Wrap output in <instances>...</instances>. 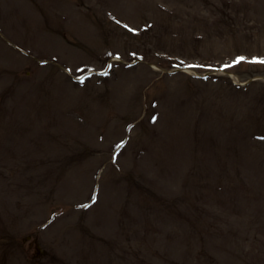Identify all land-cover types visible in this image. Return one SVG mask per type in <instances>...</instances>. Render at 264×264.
Returning <instances> with one entry per match:
<instances>
[{"label": "rangeland", "instance_id": "374dc122", "mask_svg": "<svg viewBox=\"0 0 264 264\" xmlns=\"http://www.w3.org/2000/svg\"><path fill=\"white\" fill-rule=\"evenodd\" d=\"M253 59L264 0H0V264H264Z\"/></svg>", "mask_w": 264, "mask_h": 264}, {"label": "snow or ice", "instance_id": "6c2138e0", "mask_svg": "<svg viewBox=\"0 0 264 264\" xmlns=\"http://www.w3.org/2000/svg\"><path fill=\"white\" fill-rule=\"evenodd\" d=\"M243 60H244L243 57H238V58L233 62L232 65H225L224 68L226 69V68L232 67V66H234L235 64H239V63H241ZM250 63L264 64V60H256V59H253L252 61H250ZM187 67H195V66H193V65H188ZM103 74L106 75L107 73H103ZM81 82H83V81H81ZM262 139H264V138H262ZM93 202H95V197H93Z\"/></svg>", "mask_w": 264, "mask_h": 264}]
</instances>
